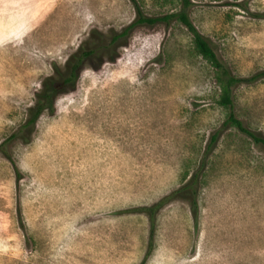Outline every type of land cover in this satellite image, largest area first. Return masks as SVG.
<instances>
[{
	"label": "rangeland",
	"instance_id": "1",
	"mask_svg": "<svg viewBox=\"0 0 264 264\" xmlns=\"http://www.w3.org/2000/svg\"><path fill=\"white\" fill-rule=\"evenodd\" d=\"M136 2L146 17L180 9ZM191 4L190 21L233 74L264 70V0ZM135 18L130 0H0V264H140L150 224L131 209L199 166L196 224L188 201H169L145 264H264V150L223 126L213 69L177 22L131 27L115 59L84 67L27 143L5 144L54 67ZM233 97L236 116L264 135V79Z\"/></svg>",
	"mask_w": 264,
	"mask_h": 264
},
{
	"label": "trees",
	"instance_id": "2",
	"mask_svg": "<svg viewBox=\"0 0 264 264\" xmlns=\"http://www.w3.org/2000/svg\"><path fill=\"white\" fill-rule=\"evenodd\" d=\"M130 1L136 11L134 22L123 31L118 33L115 32L110 36H104L102 33L92 34L90 37L92 43H81L77 49L67 57L62 69L54 67L53 74L44 78L40 84V88L36 91L34 104L28 108L25 121L7 138L5 144L12 140H21L22 142L27 143L39 117L44 112H53L54 101L58 95L75 89L80 73L84 67L89 65L93 68H97L104 62V60L113 61L115 59L116 49L121 46L122 42L126 39L128 30L131 27L138 24L154 25L156 23L168 25L170 22L174 21L186 28L191 36L194 52L204 59L213 69L214 81L218 88L216 102L219 107L227 112L223 126L234 128L236 131L249 138L255 146L264 150V135L249 129L243 121L236 116L234 112L235 102L233 97L234 90L239 85L254 84L257 81L264 79V70H260L249 77H239L233 74L230 68L217 57L211 43L197 31L190 21L187 11L192 5L191 0H174L179 4L180 9L176 12L168 13L160 17L144 16L136 0ZM218 135V131L211 135L206 153L211 150ZM3 146L4 145H1L0 149L3 148ZM206 153L203 158L206 157ZM201 170L202 166H199L191 175L184 173L182 185L159 199L154 204L131 209V211L134 212L144 213L150 224L147 250L140 264H145L153 250L156 217L158 212L169 201L175 199L188 201L196 224L197 195Z\"/></svg>",
	"mask_w": 264,
	"mask_h": 264
}]
</instances>
